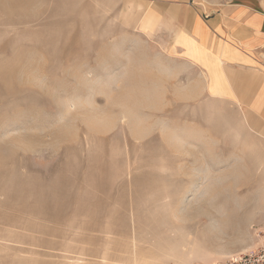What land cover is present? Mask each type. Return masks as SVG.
<instances>
[{
	"label": "rangeland",
	"instance_id": "obj_1",
	"mask_svg": "<svg viewBox=\"0 0 264 264\" xmlns=\"http://www.w3.org/2000/svg\"><path fill=\"white\" fill-rule=\"evenodd\" d=\"M136 4L0 0V264H224L264 230L260 121L162 79Z\"/></svg>",
	"mask_w": 264,
	"mask_h": 264
},
{
	"label": "crops",
	"instance_id": "obj_2",
	"mask_svg": "<svg viewBox=\"0 0 264 264\" xmlns=\"http://www.w3.org/2000/svg\"><path fill=\"white\" fill-rule=\"evenodd\" d=\"M153 7L143 16L141 4L126 11L152 38L146 47L155 54L162 79L201 81L199 96L257 116L264 136V8L260 0H142ZM135 18V19H134ZM142 18V19H141ZM150 19L151 24H147ZM188 88L183 96L196 93Z\"/></svg>",
	"mask_w": 264,
	"mask_h": 264
},
{
	"label": "built area",
	"instance_id": "obj_3",
	"mask_svg": "<svg viewBox=\"0 0 264 264\" xmlns=\"http://www.w3.org/2000/svg\"><path fill=\"white\" fill-rule=\"evenodd\" d=\"M224 264H264V232L256 236V245L252 249L230 256Z\"/></svg>",
	"mask_w": 264,
	"mask_h": 264
},
{
	"label": "bare ground",
	"instance_id": "obj_4",
	"mask_svg": "<svg viewBox=\"0 0 264 264\" xmlns=\"http://www.w3.org/2000/svg\"><path fill=\"white\" fill-rule=\"evenodd\" d=\"M73 105L75 106V104H73ZM141 132H142V130H141ZM252 214H253V213H252ZM250 216H251V215H250ZM262 231L264 232V230H262ZM255 245H256V237H255V242H254V244H253L252 247L246 245V246H244V247L242 248V250H241L240 252H245V251H247V250H250V249H252ZM238 253H239V252H238ZM221 254H222V255H226V256H228V257H229V255H232L230 250L222 251Z\"/></svg>",
	"mask_w": 264,
	"mask_h": 264
}]
</instances>
